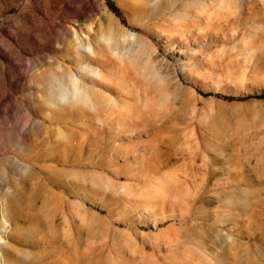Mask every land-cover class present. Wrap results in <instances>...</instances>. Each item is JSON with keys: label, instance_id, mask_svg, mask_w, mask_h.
I'll use <instances>...</instances> for the list:
<instances>
[{"label": "rangeland", "instance_id": "374dc122", "mask_svg": "<svg viewBox=\"0 0 264 264\" xmlns=\"http://www.w3.org/2000/svg\"><path fill=\"white\" fill-rule=\"evenodd\" d=\"M0 234V264H264V0H0Z\"/></svg>", "mask_w": 264, "mask_h": 264}, {"label": "bare ground", "instance_id": "6f19581e", "mask_svg": "<svg viewBox=\"0 0 264 264\" xmlns=\"http://www.w3.org/2000/svg\"><path fill=\"white\" fill-rule=\"evenodd\" d=\"M84 43H86L85 41H80V37L79 38H77L76 39V42L74 43L76 46H78L77 48H80V45H82V44H84ZM88 49H89V51H91V49L88 47ZM78 55L80 56V52H78ZM80 60V59H79ZM99 77L101 76L99 73H96ZM63 76H64V74L62 73V74H60V77L61 78H63ZM72 83L73 84H75L76 86H78V84H77V82H76V79L74 80H72ZM60 90H62V89H60ZM124 92H125V90H124ZM76 94H78V93H76L75 92V94L74 95H76ZM65 96H66V93L64 92V91H60L59 92V94H58V97H60L61 99H63V98H65ZM1 235V234H0ZM1 236H0V241H1ZM1 244V243H0ZM0 250H1V247H0ZM2 262V261H1ZM3 263V262H2Z\"/></svg>", "mask_w": 264, "mask_h": 264}, {"label": "trees", "instance_id": "16d2710c", "mask_svg": "<svg viewBox=\"0 0 264 264\" xmlns=\"http://www.w3.org/2000/svg\"><path fill=\"white\" fill-rule=\"evenodd\" d=\"M109 7H110V9L112 10V11H114L115 13H119L118 12V10L115 8V6L113 5V4H111V3H109Z\"/></svg>", "mask_w": 264, "mask_h": 264}]
</instances>
